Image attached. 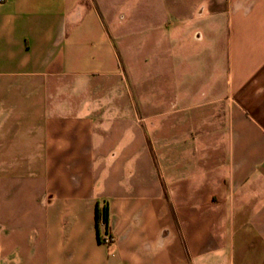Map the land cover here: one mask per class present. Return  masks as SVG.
I'll return each instance as SVG.
<instances>
[{
	"label": "crops",
	"instance_id": "0c3cea01",
	"mask_svg": "<svg viewBox=\"0 0 264 264\" xmlns=\"http://www.w3.org/2000/svg\"><path fill=\"white\" fill-rule=\"evenodd\" d=\"M224 3L0 0V264H264V0Z\"/></svg>",
	"mask_w": 264,
	"mask_h": 264
},
{
	"label": "rangeland",
	"instance_id": "374dc122",
	"mask_svg": "<svg viewBox=\"0 0 264 264\" xmlns=\"http://www.w3.org/2000/svg\"><path fill=\"white\" fill-rule=\"evenodd\" d=\"M261 0H225L224 4L208 5L210 11L218 9H224L226 13L240 14L247 17L252 13L254 8L259 5ZM227 24V22H226ZM227 27V26H226Z\"/></svg>",
	"mask_w": 264,
	"mask_h": 264
},
{
	"label": "trees",
	"instance_id": "16d2710c",
	"mask_svg": "<svg viewBox=\"0 0 264 264\" xmlns=\"http://www.w3.org/2000/svg\"><path fill=\"white\" fill-rule=\"evenodd\" d=\"M96 220L97 223L102 222L107 230L108 226V207L107 204L104 203L102 206H97L96 208Z\"/></svg>",
	"mask_w": 264,
	"mask_h": 264
},
{
	"label": "built area",
	"instance_id": "2783aa9c",
	"mask_svg": "<svg viewBox=\"0 0 264 264\" xmlns=\"http://www.w3.org/2000/svg\"><path fill=\"white\" fill-rule=\"evenodd\" d=\"M101 240H102L103 243L107 244V243H109L111 241V236L108 235V234H103V236L101 237Z\"/></svg>",
	"mask_w": 264,
	"mask_h": 264
}]
</instances>
